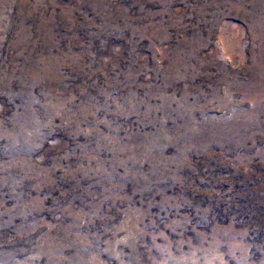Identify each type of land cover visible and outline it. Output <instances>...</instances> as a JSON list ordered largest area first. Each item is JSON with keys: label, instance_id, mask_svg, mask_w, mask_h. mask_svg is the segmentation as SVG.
<instances>
[{"label": "rangeland", "instance_id": "374dc122", "mask_svg": "<svg viewBox=\"0 0 264 264\" xmlns=\"http://www.w3.org/2000/svg\"><path fill=\"white\" fill-rule=\"evenodd\" d=\"M0 264H264V0H0Z\"/></svg>", "mask_w": 264, "mask_h": 264}]
</instances>
